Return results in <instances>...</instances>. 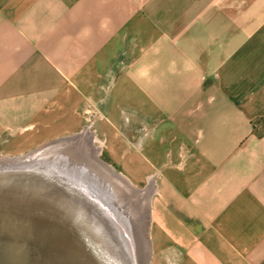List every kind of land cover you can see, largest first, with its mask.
Returning a JSON list of instances; mask_svg holds the SVG:
<instances>
[{"label": "crops", "instance_id": "1", "mask_svg": "<svg viewBox=\"0 0 264 264\" xmlns=\"http://www.w3.org/2000/svg\"><path fill=\"white\" fill-rule=\"evenodd\" d=\"M86 132L154 250L264 264V0H0V154Z\"/></svg>", "mask_w": 264, "mask_h": 264}, {"label": "water", "instance_id": "2", "mask_svg": "<svg viewBox=\"0 0 264 264\" xmlns=\"http://www.w3.org/2000/svg\"><path fill=\"white\" fill-rule=\"evenodd\" d=\"M77 135L0 159V264H138L126 227L98 199L108 177L91 173L94 189L54 158L34 160Z\"/></svg>", "mask_w": 264, "mask_h": 264}, {"label": "bare ground", "instance_id": "3", "mask_svg": "<svg viewBox=\"0 0 264 264\" xmlns=\"http://www.w3.org/2000/svg\"><path fill=\"white\" fill-rule=\"evenodd\" d=\"M86 133H83L81 135H77L75 139H77L75 142H73V145L71 144L67 148H65L66 153L62 151L63 154H59V156H54V158L59 157V161L56 162L61 167V169H67L72 172V174L77 176H80L84 178V180L93 182V178L91 179V175L93 174L95 177H98V173L102 174V176L108 177V186L109 191H105L104 193L99 192L100 196L98 195V199L101 200L107 209L108 212L111 213L114 219L118 220L120 223H122L126 228V230L129 232L128 235L131 239L132 243V249L134 252V256L138 264H150L149 260V250L147 249V244L144 239V229H143V212L145 211L144 208H147V200L145 199L143 191H140L139 189L133 187L130 185L120 174L115 173L111 167H108L107 165H102L106 169H98L93 168L91 169H83L82 167L78 166L76 162L86 161L85 158L88 159L89 154L87 153V148L85 149V145H82L86 143L90 147V149L93 151L94 160L97 164H100L101 162L98 160V152L96 153L92 146V140L88 137H86ZM63 142V141H62ZM66 142V141H65ZM60 143V142H59ZM71 143V142H70ZM75 146H77V149H75ZM59 147V146H57ZM56 146L49 145V147H46V152H53L55 149H59ZM70 148V149H68ZM63 149V148H62ZM61 149V150H62ZM71 153V157H66ZM88 154V156H87ZM53 154H39L37 157L34 158V160H37V163H40V160H43L44 162L49 161L48 159H51ZM19 156V155H17ZM16 156L10 157L9 159H13ZM76 157V158H75ZM92 158H89V160L86 161V164H88ZM54 162L57 160H53ZM75 161V162H74ZM71 162L72 164H70ZM92 162V161H91ZM101 165V164H100ZM57 168V167H56ZM80 168V169H79ZM59 169V168H57ZM95 171V172H94ZM92 173V174H91ZM96 174V175H95ZM93 176V177H94ZM80 179V178H79ZM84 182L87 186L94 185L91 182ZM93 187V186H92ZM110 187L112 189H110ZM94 188V187H93ZM95 189V188H94ZM99 191V190H98ZM111 194V195H110ZM119 194L122 195V197H117ZM110 195V196H109ZM114 199L117 203L114 202ZM123 199L124 203L121 200ZM120 204V206H119ZM141 224V226H140ZM146 246V247H145Z\"/></svg>", "mask_w": 264, "mask_h": 264}, {"label": "rangeland", "instance_id": "4", "mask_svg": "<svg viewBox=\"0 0 264 264\" xmlns=\"http://www.w3.org/2000/svg\"><path fill=\"white\" fill-rule=\"evenodd\" d=\"M82 131V130H81ZM80 131V132H81ZM90 134V133H89ZM87 132H86V137H88V138H90L91 140L93 139V137L91 136V134L89 135ZM67 136H69V135H67ZM63 137H65V136H61V137H59V138H63ZM50 141H53V140H49V141H47V142H50ZM75 141H76V139H75ZM75 141H73V142H75ZM47 142H45V143H47ZM73 142H68V141H63V142H60L59 144H58V150L57 149H55L53 152H46V151H44V153L42 152V154H45V153H47V154H53L52 155V157L51 158H54V156H59V154H63L62 153V151H64V153H66V151H65V148H67L68 146H70L71 144L73 145ZM44 144V143H43ZM42 145V144H41ZM40 145V146H41ZM82 145H85V149L87 148V153L89 154V156H88V154H87V156H88V159L87 158H85V160L87 161V160H89V158H92V159H90L91 161L88 163V164H86V161H81V162H76V164L78 165V166H80V167H82L83 169H91V168H93V170L96 168L95 166H94V159H93V156L92 155H94V153H93V151L90 149V147L88 146V145H86V143H84V144H82ZM39 146V145H38ZM38 146H36V147H34L33 149H35V148H37ZM92 146H93V148L95 149L94 151L97 153L98 152V158L100 159V160H102V161H104V162H106L107 164H109L111 167H112V169L115 171V173H117V174H121L127 181H129L119 170H118V168H115L113 165H111L109 162H107V160H106V158L104 157V155H103V143H102V140L101 139H99V141H95V143H94V139L92 140ZM97 146H99V147H97ZM70 147H72V146H70ZM74 147H75V149H77V146H75L74 145ZM63 148V149H62ZM98 148H100V149H98ZM62 149V150H61ZM68 149H70V148H68ZM30 149H28V150H25V151H22V152H18V151H14L13 153H10V154H4V153H1L0 154V159H9L10 157H13V156H17V155H22V154H25L26 152H28ZM69 154V153H68ZM72 155H71V153L68 155V156H66V157H71ZM76 158V157H75ZM55 160H57V161H59V157H55L54 158ZM5 161V160H4ZM75 162V161H74ZM70 164H72L71 162H69ZM98 165V167H100V168H103V167H101L99 164H97ZM102 165V164H101ZM95 167V168H94ZM80 169V168H79ZM106 169V168H105ZM104 169V170H105ZM95 172V171H94ZM96 175V174H95ZM104 177V176H103ZM103 177H102V179H103ZM98 179H101V177H100V175H99V173H98ZM104 180H106V179H104ZM108 181V180H107ZM130 182V181H129ZM131 183V185H133L134 187H137V188H144V185L143 184H136V183H132V182H130ZM107 186H108V184H107ZM109 189V186H108V188H107V190ZM110 189H112L111 187H110ZM110 192V191H109ZM111 193V192H110ZM111 195V194H110ZM109 195V196H110ZM122 197V195L121 194H119L117 197ZM122 202H120L121 204L122 203H124L123 202V199L121 200ZM114 202L115 203H117L116 202V200L114 199ZM123 205V204H122ZM119 206H120V204H119ZM145 209V211L143 212L144 214H143V219H142V221H143V224H142V226H143V229H144V231H143V233H144V239H145V241H146V244H147V249L149 250V252H148V256H149V262H150V264H175V262H177L178 263V261H177V256H176V254H174V252H173V250H171L170 248H166V249H163L162 251H157V250H154L153 248H152V246H151V241H150V237H149V225H150V199H149V202H148V205H147V208H144ZM140 226H141V224H140ZM146 247V246H145ZM176 260V261H175Z\"/></svg>", "mask_w": 264, "mask_h": 264}]
</instances>
